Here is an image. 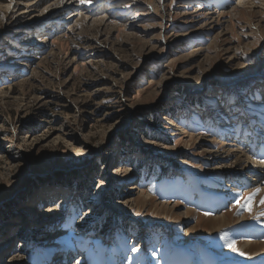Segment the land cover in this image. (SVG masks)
Returning a JSON list of instances; mask_svg holds the SVG:
<instances>
[{"label":"rangeland","instance_id":"obj_1","mask_svg":"<svg viewBox=\"0 0 264 264\" xmlns=\"http://www.w3.org/2000/svg\"><path fill=\"white\" fill-rule=\"evenodd\" d=\"M2 1L0 264H264V0Z\"/></svg>","mask_w":264,"mask_h":264},{"label":"bare ground","instance_id":"obj_2","mask_svg":"<svg viewBox=\"0 0 264 264\" xmlns=\"http://www.w3.org/2000/svg\"><path fill=\"white\" fill-rule=\"evenodd\" d=\"M19 2H21L20 0H18ZM18 1L15 2V7H17V4H18ZM23 2L25 1H28V0H22ZM12 2H14V0L11 1V4ZM4 3V1L0 0V5H2ZM22 3V2H21ZM59 4V3H57ZM66 5V3H65ZM68 5V4H67ZM27 8V6H26ZM66 9V8H65ZM70 9V8H69ZM29 11H23L21 14H25V13H28ZM58 12V11H57ZM29 17V16H27ZM86 18V17H85ZM106 16H103V17H100V19L96 18L95 21H100L101 23L105 22ZM170 124L172 123L171 121L169 122ZM226 148V147H225ZM205 152L206 155L208 156H212L214 158L217 157L218 153L216 151H213L209 148H204L203 150ZM236 151H239V149H235L233 147H228L224 152L226 154V157L225 158H229L231 155H233ZM245 158V157H244ZM242 158V156H237L235 160L231 161V164L230 165H221V166H216L214 167L215 169L217 170H223V172L225 171H236L237 173L238 172H247V173H250L252 172L253 174H258V172H262V170L264 169V162H259L258 160L256 161H250L248 159H244ZM213 170V169H212ZM250 177V175H249ZM248 178V177H247ZM263 193H264V187H263ZM144 200H151L152 197H149L148 195L146 196H143L142 197ZM177 206V205H176ZM36 210V208L33 209V211ZM53 210V209H52ZM180 213V212H179ZM160 214V213H159ZM178 215V214H177ZM178 219V218H177ZM214 222H216V225L214 226H211L212 227V230L213 232L215 231H218L222 226H224L226 223H227V220L224 216L222 215H216L215 216V219H214ZM257 247L259 245H261L260 243H254ZM251 245H253V243H250V242H246V243H241V248L242 249H248L249 247H251ZM259 251V249H258ZM261 254V253H258L256 254L257 256ZM254 255V256H256ZM253 256V255H252Z\"/></svg>","mask_w":264,"mask_h":264},{"label":"snow or ice","instance_id":"obj_3","mask_svg":"<svg viewBox=\"0 0 264 264\" xmlns=\"http://www.w3.org/2000/svg\"><path fill=\"white\" fill-rule=\"evenodd\" d=\"M80 2L83 3V2H85V0H80ZM256 191L258 192L259 189H257ZM253 196H255V192L250 193L246 199L250 201L253 198ZM238 203H239V201H238ZM261 203H264V200H262ZM261 215H264V213H261ZM228 247H230L233 251H237L234 241H229ZM133 251H135V249H133ZM240 255H246V254L243 252H240Z\"/></svg>","mask_w":264,"mask_h":264},{"label":"trees","instance_id":"obj_4","mask_svg":"<svg viewBox=\"0 0 264 264\" xmlns=\"http://www.w3.org/2000/svg\"><path fill=\"white\" fill-rule=\"evenodd\" d=\"M246 85H248V84H246ZM246 87H247V86H246ZM146 122H147V123H150L151 121L146 119ZM150 125H153L152 122H151ZM77 177H78V176H75L74 179H76ZM74 179H73V180H74ZM81 185H82V184H81ZM102 223H103V222H102ZM120 227H121V226H118V228H117V227H116V228L119 229ZM23 238H24V239H28V238H26L25 236H24ZM49 251H50V250H49Z\"/></svg>","mask_w":264,"mask_h":264}]
</instances>
